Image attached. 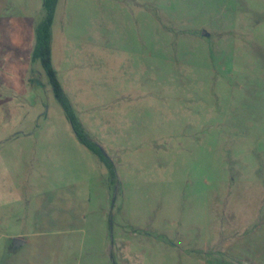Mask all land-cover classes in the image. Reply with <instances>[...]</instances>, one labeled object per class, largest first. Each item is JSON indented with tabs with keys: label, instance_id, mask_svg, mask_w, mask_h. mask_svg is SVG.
Here are the masks:
<instances>
[{
	"label": "rangeland",
	"instance_id": "374dc122",
	"mask_svg": "<svg viewBox=\"0 0 264 264\" xmlns=\"http://www.w3.org/2000/svg\"><path fill=\"white\" fill-rule=\"evenodd\" d=\"M12 1L0 264L23 235L38 264H264V0H59L53 65L118 181L32 60L44 0Z\"/></svg>",
	"mask_w": 264,
	"mask_h": 264
},
{
	"label": "trees",
	"instance_id": "16d2710c",
	"mask_svg": "<svg viewBox=\"0 0 264 264\" xmlns=\"http://www.w3.org/2000/svg\"><path fill=\"white\" fill-rule=\"evenodd\" d=\"M59 0H44L43 7L45 15L43 20L36 27V44L32 54V60H39L48 76L50 85L56 99L63 107L72 128L80 142L90 149L100 160L107 165L110 170L113 181H118L116 165L113 160L107 156L102 147L95 142L86 131L82 122L79 120L72 102L64 90L58 73L52 61V41H53V24Z\"/></svg>",
	"mask_w": 264,
	"mask_h": 264
},
{
	"label": "crops",
	"instance_id": "0c3cea01",
	"mask_svg": "<svg viewBox=\"0 0 264 264\" xmlns=\"http://www.w3.org/2000/svg\"><path fill=\"white\" fill-rule=\"evenodd\" d=\"M2 1V0H0ZM5 1V0H3ZM7 4H0L1 6V16L3 17V19L0 20V31H6L8 30V27L12 26V18H14L15 16L21 14L20 12V8L21 6L16 4L14 1L12 0H6ZM20 24H23L24 26H28V33L32 34V32L34 31L33 29H36V27L38 26V24L34 21H28V19L23 18V21H21ZM2 59V56H0V60ZM8 60V59H6ZM10 61V60H8ZM11 63V62H10ZM13 63V61H12ZM2 62H0V66H1ZM1 75V73H0ZM2 75L4 76L3 78H1L0 76V82L4 83V84H8V86H10L9 81H7V77L9 79V73H3ZM28 72L24 73L23 78L24 80H27L28 77ZM6 76V78H5ZM23 84L25 85L26 82ZM27 90L24 88L23 91L21 92H26ZM21 238H28L26 239L27 244H25L26 246V250H25V255L24 257L26 258V260L30 261V264H38V235H34V236H28V235H23L20 236ZM25 260V261H26ZM27 264V263H25Z\"/></svg>",
	"mask_w": 264,
	"mask_h": 264
}]
</instances>
